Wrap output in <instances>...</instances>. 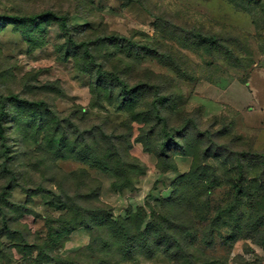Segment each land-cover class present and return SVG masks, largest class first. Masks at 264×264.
<instances>
[{
    "label": "rangeland",
    "instance_id": "obj_1",
    "mask_svg": "<svg viewBox=\"0 0 264 264\" xmlns=\"http://www.w3.org/2000/svg\"><path fill=\"white\" fill-rule=\"evenodd\" d=\"M127 41L140 45L131 57ZM84 50L91 58L83 57ZM232 69L256 91L246 114L207 102L189 87L211 81L216 71ZM149 80L160 84L166 99L157 105L160 115L175 128L188 123L185 135L176 140L186 157L174 158L175 184L158 167L174 168L170 158L179 149L160 159L146 153L160 144L161 136H147L155 121L119 111V83L132 86ZM97 82L102 92L109 86L115 91L112 103L92 109L91 85ZM153 94H141L134 115L149 112ZM0 98L6 101L7 146L19 175L12 184L24 186L7 195L28 208L26 215L11 217L13 226L30 233L29 242L44 238L45 221L62 213L47 190H63L70 198L83 194L81 179L65 176L83 169L100 184V200L115 217L142 205L146 196L153 206L158 199L177 195L179 207L170 215L181 224L191 222L198 233L186 242L183 261L158 254L117 264H264V192L255 191L264 187L258 181L264 173V0H0ZM15 98L42 102L44 109L55 112L71 146L84 134L99 141L103 132L119 136L127 134L122 125L131 127L130 155L140 170L117 193L109 173L73 161L53 163L45 152L55 126L24 128L23 143L11 123ZM178 157L184 161L177 164ZM193 169L198 172L192 174ZM240 183L244 195L237 199L234 189ZM4 184L0 179V186ZM90 240L85 230H77L64 253L80 250ZM1 249L0 264H25L17 242L2 239Z\"/></svg>",
    "mask_w": 264,
    "mask_h": 264
},
{
    "label": "trees",
    "instance_id": "obj_2",
    "mask_svg": "<svg viewBox=\"0 0 264 264\" xmlns=\"http://www.w3.org/2000/svg\"><path fill=\"white\" fill-rule=\"evenodd\" d=\"M127 44L129 46L128 57H131L132 51L135 48L136 50L138 47L140 48V45L128 41ZM82 55L84 58H91L87 50H84ZM96 75L104 76L101 71H97ZM119 84L122 103L119 111L128 112L134 118L145 116L148 121L153 118L155 122L153 126L147 128L149 130L147 136L149 138L152 136L155 138L159 136L160 138L161 136L158 148L155 151L146 148L145 152L157 155V159H160L167 157V152L179 149V153H175L170 158L174 168L164 165L161 170L158 167L160 174L175 172L174 158L177 156L186 157L183 154L182 146L176 140L180 135H185L188 123L175 128L170 126L169 118L160 115L157 105L164 103L166 99L160 92V84L153 80L132 86L122 82ZM102 87L99 82L91 85L92 109L99 108L104 103H112L115 89L109 86L106 92H102ZM144 92L154 93L155 100L148 106L149 112L134 115L133 111L138 108L139 97ZM5 102L4 98H0V179L6 183L0 186V255L3 251L1 240L6 238L17 242L23 255H25V264H117L134 261L137 256L151 260L158 254H162L171 262L186 259L183 256L186 255L189 247L186 242L197 238L198 233L191 222L181 224L175 216L170 215V210L177 203V199H175L177 195L172 199H158L153 206L147 201L150 198L148 196L142 205L136 206L134 209L129 207L124 215L115 217L112 208L100 200V184L83 169L65 175L67 178L78 177L81 179L78 187L83 189V194H77L70 198L63 190L60 192L53 189L47 190V195L52 198L54 205L61 208L62 213L57 218L45 221L46 235L44 238H37L33 242H29L30 233L23 231L19 224L17 227L13 226L14 221L11 217L13 214L26 215L28 208L16 204L7 195L8 191L14 188L23 190L24 186L23 184H12V181L16 183L19 175L13 169L11 162H14V158L10 156L7 146L6 125L8 117L5 112ZM13 103L16 112L11 116V123L14 124V129L23 143L26 144V136L22 134L24 128L36 129L37 126L42 131L55 126L51 130L53 137L48 144V151L45 152L53 159V163L63 160L73 161L82 163L92 170L109 173L113 177L111 189L117 193L124 191L131 183L129 178L131 174L140 170L139 162L130 155L132 147L130 143L131 127L122 125L127 134L121 133L119 136L106 135L103 132L99 141L95 136L91 137L92 143L85 136L87 134H84L81 138L79 137L77 143L71 146L65 138L64 127L60 122H57L58 118L55 112L48 110V108L44 109L42 102L20 101L15 98ZM125 106L127 108H124ZM24 112L29 113V115L25 116ZM143 123L147 124L146 122ZM115 130H119V128L117 127ZM137 143H143V138ZM67 154L70 155L66 156ZM257 156L253 154L252 158L256 159ZM54 169L56 167L53 166ZM197 172L195 169L192 170V174ZM252 176L255 177V174L252 173ZM182 177L184 175L180 176V178ZM176 179L172 183L175 184L178 181ZM245 180L247 179L245 178ZM258 181H264V173L259 175ZM25 191L27 192L24 193H28V190ZM234 191L237 199L243 197L241 183L235 187ZM255 191L264 192V187L257 188ZM176 206L179 207L178 204ZM180 206L183 207V205ZM217 215L219 219H222V211L217 212ZM77 230H85L91 240L86 247L65 254V245ZM211 243L214 241L211 240ZM262 248L264 251V246ZM0 261H4L2 256H0Z\"/></svg>",
    "mask_w": 264,
    "mask_h": 264
},
{
    "label": "crops",
    "instance_id": "obj_3",
    "mask_svg": "<svg viewBox=\"0 0 264 264\" xmlns=\"http://www.w3.org/2000/svg\"><path fill=\"white\" fill-rule=\"evenodd\" d=\"M216 72L214 78L209 82L189 85L191 91L193 90L196 96L207 102L228 108L238 114L248 113L255 103L253 97L256 92L248 83L249 79L246 80L234 69ZM183 161V158H176L177 164ZM163 176L166 179H174L175 172H169Z\"/></svg>",
    "mask_w": 264,
    "mask_h": 264
}]
</instances>
